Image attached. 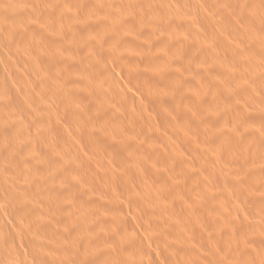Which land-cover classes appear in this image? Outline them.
Listing matches in <instances>:
<instances>
[{
	"label": "rangeland",
	"instance_id": "1",
	"mask_svg": "<svg viewBox=\"0 0 264 264\" xmlns=\"http://www.w3.org/2000/svg\"><path fill=\"white\" fill-rule=\"evenodd\" d=\"M44 1L0 0V264H264V0Z\"/></svg>",
	"mask_w": 264,
	"mask_h": 264
},
{
	"label": "bare ground",
	"instance_id": "2",
	"mask_svg": "<svg viewBox=\"0 0 264 264\" xmlns=\"http://www.w3.org/2000/svg\"><path fill=\"white\" fill-rule=\"evenodd\" d=\"M39 1H40V0H39ZM41 1H43V3L46 2V1H44V0H41ZM77 1H78V0H77ZM131 1H132L133 4H136V3H137V2H135V0H131ZM148 1H150V0H148ZM151 1H152V0H151ZM157 1H159L160 3H163V4H164V5L159 4V5H161V7L166 6L165 8H167L168 11L171 10L170 5L168 4L169 2L166 3L167 0H164V2H163V0H157ZM49 2H51V3H49ZM49 2H48L49 4H46V7H49V6H52V5H53V4H52L53 1H49ZM78 2H79V1H78ZM35 3H36V2H35ZM39 3H40V2H39ZM41 3H42V2H41ZM53 3H54V2H53ZM149 3H150V2H149ZM149 3H148V4H149ZM40 5H41V4H40ZM137 5H139V4H137ZM41 6H42V5H41ZM53 6H54V5H53ZM55 6H56V4H55ZM44 7H45V6H43V8H44ZM161 7H159V8H161ZM37 8H38V7H37ZM40 8H41V7H40ZM54 8H55V7H54ZM56 8H57V7H56ZM81 8H82V7H81ZM148 8H151V9H149V10H153L154 7L151 6V7H148ZM44 9H49V8H44ZM29 10H30V9H29ZM39 10H40V9H39ZM163 10H164V8L162 9V11H163ZM167 10H166V11H167ZM45 11H46V10H45ZM11 12H12V11H11ZM46 12H48V10H47ZM50 12H51V11H50ZM55 12H56V11H55ZM109 12H110V11H109ZM150 12H152V11H150ZM155 12H156V10L153 11L152 13H155ZM163 12H164V14H165V11H163ZM15 13H16V12H15ZM28 13H29V11H28ZM53 13H54V12H53ZM105 13L108 14L107 12H105ZM168 13H169V12H168ZM24 14H25V13H24ZM45 14H47V13H45ZM48 14H49V12H48ZM156 14H157V13H156ZM156 14H150V15L153 16V15H156ZM18 15H19V14H18ZM58 15H59V14H58ZM208 15H209V14H208ZM15 16H17V15H15ZM20 16L25 18V16H23V15H19L17 18H20ZM48 16H49V15H48ZM48 16H47V17H48ZM56 16H57V15H56ZM106 16H107V18H108L110 15L108 14V15H106ZM111 16H112V15H111ZM13 17H14V15H13ZM52 18H53V17H52ZM60 18H61V17H60ZM166 18H167V17H166ZM109 19H110V18H109ZM171 19H172V18H171ZM14 20H15V19H14ZM20 20H22V19H20ZM38 20H39V19H38ZM41 20H42V19H41ZM100 21H101V20H100ZM104 21H105V20H104ZM110 21H111V20H110ZM169 21H171V20H169ZM6 22H7V21H6ZM43 22H44V21H43ZM207 22H209V21H207ZM10 23H11V22H10ZM20 23H21V22H20ZM20 23H19V24H20ZM78 23H79V22H78ZM111 23H112V22H110V24H111ZM197 23H198V22H197ZM33 24H35V23H33ZM50 24H52V23H50ZM58 24H60V23L58 22ZM80 24H81V23H79V25H80ZM82 24H83V23H82ZM105 24H106V22H105ZM105 24H104V25H105ZM114 24H116V23H114ZM22 25H23V24H22ZM47 25H48V24H47ZM85 25H86V24H85ZM112 25H113V24H112ZM56 26H57V25H56ZM105 26H106V25H105ZM105 26H104V27H105ZM169 26H170V25H169ZM10 27H11V26H10ZM58 27H59V26H58ZM60 27H63V25H62V26L60 25ZM67 27H68V26H67ZM15 28H18V27H15ZM56 29H57V28H56ZM67 29H68V28H67ZM27 30H28V29H27ZM58 30H60V29L58 28ZM106 30H107V29H106ZM106 30H105V31H106ZM20 31H21V28H20ZM20 31H19V32H20ZM159 32H160V31H159ZM46 34H47V33H46ZM155 35H156V34H155ZM56 36H57V35H56ZM151 36H152V35H151ZM162 36H163V35H162ZM50 37H51V36H50ZM50 37H49V38H50ZM55 38H56V39H60V38H58V37H55ZM160 38H161V37H160ZM163 38L166 39L165 37H163ZM60 40H61V39H60ZM149 40H151V39H149ZM159 41H160V40H159ZM162 41H163V40H162ZM54 43H55V42H54ZM50 44H51V43H50ZM142 44H143V43H142ZM144 44H145V43H144ZM51 45H52V44H51ZM145 46H147V45H145ZM148 47H151V46H148ZM146 48H147V47H146ZM151 48H152V47H151ZM118 50H119V48H118ZM47 51H49V50H47ZM142 51H144V50H142ZM145 51H146V50H145ZM145 51H144V52H145ZM148 51H150V50H148ZM151 51H153V50L151 49ZM49 52H50V51H49ZM54 52H56V51H54ZM62 52H63V51H62ZM110 52H112V50H110ZM52 53H53V52H52ZM112 53H113V55L118 54V53H114V52H112ZM39 54H40V53H39ZM43 54H44V53H43ZM46 54H48V60H47L48 62H50V63H51V61H52L53 63L56 62V61H53V60L55 59V57L58 56V54H57V56H56V53H55V54L46 53ZM46 54H44V55H45L44 57L47 56ZM59 54H61V53H59ZM120 54H121V53H120ZM19 55H21V54H19ZM34 55H37V54H34ZM67 55H69V54H67ZM113 55H112V56H113ZM73 56H74V55H73ZM148 56H149V55H148ZM17 57H18V56H17ZM23 57H24V56H23ZM23 57H22V56L19 57V58H20L19 63L22 64V62H23L22 60H26V62L24 61V63H28L27 60H29V58H26V59H25V58H23ZM30 57H31V56H30ZM44 57H43V58H44ZM110 57H111V56H109V58H110ZM116 57H119V55H118V56L115 55L114 58H116ZM149 57H150V56H149ZM155 57H159V56L156 55ZM22 58H23V59H22ZM60 58H63V56H61ZM60 58H59V59H60ZM69 58H70V57H69ZM112 58H113V57H112ZM114 58H113V59H114ZM145 58H148V57H145ZM150 58H151V57H150ZM15 59H17V58L15 57ZM46 59H47V57H46ZM124 59H125V57H124ZM10 60H11L12 63L14 62V61H12V59H10ZM31 60H32V59L30 58V61H31ZM64 60H68L67 57H66V59H64ZM64 60H63V61H64ZM73 60H74V59H73ZM79 60H80V58H79ZM116 60L119 61V59H116ZM146 60H147V59H146ZM155 60H157V59H155ZM155 60H153V61H155ZM39 61H40V59H38L37 62H39ZM57 61H58V62H62V60H61V61H60V60H57ZM70 61H72V60H70ZM70 61H66V62L68 63V62H70ZM120 61H121V60H120ZM157 61H158V60H157ZM9 62H10V61H9ZM66 62H63L62 65H63V64L66 65V64H67ZM77 62H78V61L72 62V64H76ZM79 62H80V65L83 66V65H82V64H83L82 61H79ZM79 62L77 63V65L79 64ZM41 63H42V62L40 61L39 64H41ZM45 63H47V62H45ZM121 63H122V62H121ZM134 63H136V62H134ZM157 63H158V62H157ZM24 65L26 66V64H24ZM47 65H49V64H47ZM53 65H54V64H53ZM80 65H79V66H80ZM133 65H134V64H133ZM136 65L139 66L140 64L136 63ZM136 65H135V66H136ZM155 65H156V64H155ZM159 65H160V64H159ZM20 66H21V65H20ZM72 66L75 67L74 65H72ZM72 66H71L70 69H69V70H70V74H72L71 71L73 72V71H76V70L79 69V68H78L79 66H78L76 69H74ZM145 66H146V65H145ZM145 66H144V67H145ZM42 67H43V66H42ZM133 67H134V66H133ZM146 67H147V66H146ZM84 68H85V66H84ZM84 68H82V69H84ZM140 68H142V67H140ZM151 68L155 69L153 66H152ZM80 69H81V68H80ZM65 70H67V69H65ZM88 70H89V69H88ZM166 70H167V69H166ZM90 71H91V69H90ZM147 71H149V70H147ZM141 72H142V71H141ZM144 72H145V71H144ZM150 72H151V71H150ZM167 72H168V71H167ZM74 73H76V72H74ZM145 73H146V72H145ZM145 73H143V74H145ZM147 73H148V72H147ZM164 73H165V72H164ZM164 73H163V74H164ZM135 75L139 76V75H138V72H137V74H135ZM141 75H142V74H141ZM149 75H150V74H149ZM149 75H148V76H149ZM143 76H144V75H143ZM156 76H157V75H156ZM164 78H165V77H164ZM152 79L154 80V78H152ZM164 80H166V79H164ZM36 90H37V89H36ZM33 92H34V91H33ZM37 92H38V91H37ZM23 94H24V92H23ZM27 94H28V93H27ZM35 94H36V93H35ZM39 94H40V93H39ZM39 94H38V95H39ZM31 95H32V94H30L29 96H31ZM33 96H34V94H33ZM39 96H40V95H39ZM168 96H169V95H168ZM30 98H31V97H30ZM30 98H29V99H30ZM166 100H167V99H166ZM166 100H165V101H166ZM27 101H30V100H27ZM186 103H187V102H185V105H188V104H186ZM153 135H154V134H153ZM258 167H259V166H258ZM254 168H255V167H254ZM221 171H223V170H221ZM252 172H255V171H252ZM213 174H214V173H213ZM253 174H254V173H253ZM224 176H225V173H224ZM231 176H232V174H231ZM246 176H247V175H246ZM219 177H221V176H219ZM177 178H179V177H177ZM230 178H231V177H230ZM166 179H167V178H166ZM173 179H174V178H173ZM218 179H220V178H218ZM220 180H221V179H220ZM170 181H171V180H170ZM180 182H181V181H180ZM44 183H45V182H44ZM166 183H167V182H166ZM173 184H174V183H173ZM177 185L179 186L180 184L178 183ZM177 185H176V186H177ZM171 187H172V186H171ZM174 187H175V186H174ZM179 187H180V186H179ZM54 188H55V187H54ZM57 188H58V187H57ZM175 188H176V187H175ZM1 189H2V187H1ZM177 189H178V187H177ZM55 190H58V189H55ZM55 190H54V191H55ZM262 190H264V189H262ZM57 192H58V191H57ZM61 192H62V191H61ZM61 194H62V193H61ZM56 196H57V194H56ZM63 196H64V195H63ZM262 196H263V195H262ZM68 197H70V196H68ZM259 198H260V197H259ZM263 201H264V200H263ZM67 204H68V203H67ZM69 205H70V204H69ZM63 209H64V208H63ZM61 211H64V210L61 209ZM57 213H58V212H57ZM57 215H58V214H57ZM64 215H65V214H64ZM60 220H62V219H60ZM56 221H58V220H56ZM65 221H66V220H65ZM248 231H249V229L247 230V234H249ZM249 232H251V231H249ZM253 232H254V231H253ZM251 233H252V232H251ZM256 237H257V236H256ZM87 238H88V237H87ZM250 238H251V237H250ZM261 246H262V244H261ZM260 248H261V247H260ZM52 261H53V260H52Z\"/></svg>",
	"mask_w": 264,
	"mask_h": 264
}]
</instances>
